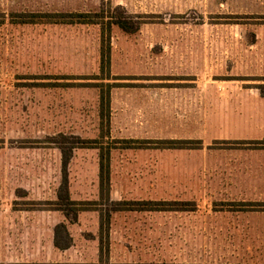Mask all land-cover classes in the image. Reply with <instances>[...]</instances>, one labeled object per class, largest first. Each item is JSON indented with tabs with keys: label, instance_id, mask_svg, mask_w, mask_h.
Instances as JSON below:
<instances>
[{
	"label": "rangeland",
	"instance_id": "374dc122",
	"mask_svg": "<svg viewBox=\"0 0 264 264\" xmlns=\"http://www.w3.org/2000/svg\"><path fill=\"white\" fill-rule=\"evenodd\" d=\"M76 13L140 27L113 24L105 40L103 24L48 17ZM261 136L264 0H0V264H264V193L249 187L263 170L247 157L264 147L218 144ZM64 153L71 199L87 210L61 251L55 227L73 215ZM118 201L186 210L108 218Z\"/></svg>",
	"mask_w": 264,
	"mask_h": 264
},
{
	"label": "trees",
	"instance_id": "16d2710c",
	"mask_svg": "<svg viewBox=\"0 0 264 264\" xmlns=\"http://www.w3.org/2000/svg\"><path fill=\"white\" fill-rule=\"evenodd\" d=\"M49 18H62L63 20L56 21L55 23H66V24H103L102 25V38L106 40L105 34L106 31L110 30L111 26L114 24L118 26L123 31L134 34L139 30V24L134 23L133 21L129 20L128 18H112V20L109 21V23L106 25L104 23H99L95 19L91 17L89 14H60V15H50ZM69 18V19H66ZM107 26V27H106ZM108 51L103 52V66L106 64H110V54ZM104 68V67H103ZM101 90V96H100V115L101 120L105 121L108 128L111 123V91H112V85H102ZM125 145H127L126 148H132L136 146H143V145H149V146H156L161 148H185L190 147L194 148V145L202 144L201 141H192V140H159V141H147V140H123L121 141ZM231 144V145H260L264 147V141L258 142V141H222L218 142V144ZM70 156L67 153H64V161H63V183L62 187L65 188L66 196L65 199L67 200L69 210L73 212L72 217H70V214H65V221L62 223H59L55 227V235H54V246L55 248L59 250H67L73 245V238L69 232V226L70 224L77 223L79 220V215L81 212L87 210L83 207H80L82 205H79L75 201L71 199V194L69 190V180H68V166L70 162ZM101 173H100V179H101V187H105V184H107V187L110 185V167H111V158H110V152L108 151L107 154L101 155ZM62 198V197H61ZM117 208L111 209L107 211V217L110 218L112 212L117 211H176V210H186V209H176L173 206L176 204L173 203H167V202H153V201H146V202H123L118 201L114 203ZM172 206V207H169ZM139 207V208H138ZM68 221V222H67Z\"/></svg>",
	"mask_w": 264,
	"mask_h": 264
},
{
	"label": "crops",
	"instance_id": "0c3cea01",
	"mask_svg": "<svg viewBox=\"0 0 264 264\" xmlns=\"http://www.w3.org/2000/svg\"><path fill=\"white\" fill-rule=\"evenodd\" d=\"M244 141L261 142V141H264V136L259 137L258 140H244ZM250 152L251 153H248V155H247V157H249V159L251 160L248 163V169H250V170H257V169L263 170V174H261L259 176L264 178V167L261 166V165H264V160L261 162V159L264 158V150H253ZM249 185H250L249 187L254 188V192L264 193V181L263 182L261 181L259 184H257V186H258L257 189H255L256 188L255 184H253V185L249 184Z\"/></svg>",
	"mask_w": 264,
	"mask_h": 264
}]
</instances>
